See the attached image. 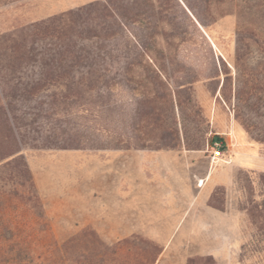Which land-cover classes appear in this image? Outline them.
Wrapping results in <instances>:
<instances>
[{
    "label": "trees",
    "instance_id": "1",
    "mask_svg": "<svg viewBox=\"0 0 264 264\" xmlns=\"http://www.w3.org/2000/svg\"><path fill=\"white\" fill-rule=\"evenodd\" d=\"M216 2L225 0H195L189 7L212 14ZM177 8V0H92L0 33V192L10 183L11 194L28 204L35 216L27 232L0 235V264L156 262L162 249L140 235L108 244L87 228L59 243L38 232L34 227L44 226L45 213L21 150L180 147L178 129L165 123L159 107L161 101H171V92L188 95L195 80L187 79L190 68L176 59L177 54L159 43L184 40ZM235 35L239 63L262 36L239 22ZM222 64L220 89L230 77ZM176 72L180 77L170 83ZM125 89L133 93L129 125L122 107L114 114L118 102L113 94ZM115 115L119 119L114 120ZM153 131L158 132L148 138ZM213 140L224 146L222 138L215 135ZM238 183L244 192L243 208L255 228L241 247L239 261L245 264L256 256L258 264H264V172H245ZM17 187H22L21 193ZM224 195V188L217 186L207 205L223 210ZM187 264L216 262L209 254L189 257Z\"/></svg>",
    "mask_w": 264,
    "mask_h": 264
},
{
    "label": "rangeland",
    "instance_id": "2",
    "mask_svg": "<svg viewBox=\"0 0 264 264\" xmlns=\"http://www.w3.org/2000/svg\"><path fill=\"white\" fill-rule=\"evenodd\" d=\"M89 1L92 0H0V33ZM177 1L180 8L176 9V15L186 32L185 38L169 44L159 43L168 52L177 54L176 59L190 68L187 79L194 77L195 80L188 95L171 92V101L163 104L161 101L159 107L165 123L174 124L178 129L182 138L178 149L182 150L183 158L188 159L189 167L177 170L178 176H173L171 171L165 172L164 179H175L182 202L172 214L158 216L167 219L163 218L165 225L161 230L166 236L143 237L162 249L157 264H187L189 257L209 254L216 264H241V247L255 228L243 208L244 192L238 176L250 171L264 172V141L257 139L264 138V0L216 2L211 5L212 14L205 8H190L195 0ZM211 15L218 16L212 19ZM238 22L255 28L262 36L239 63L235 60ZM222 62L230 77L220 89ZM180 75L176 72L169 82ZM132 98L133 93L127 89L115 90L113 94L118 102L114 114L122 107L125 125L132 119ZM234 111L239 113V118ZM119 117L115 115L114 120ZM120 126H123L121 121ZM157 132H149L148 138ZM215 135L224 140V146L211 151L210 143ZM193 147L197 149H190ZM61 150L30 147L21 150L45 213L44 226L34 228L59 243L87 228L97 233L91 225L79 221L77 213L69 206L71 201L81 198L78 196L83 188L78 179L81 169L76 164L77 156ZM185 171L189 174L187 186L182 183ZM217 186L225 190L224 209L202 207L203 199L206 197L207 205ZM17 189L22 192V187ZM3 190L5 192H0V235L14 234L22 229L27 232L30 221L35 219L32 210L11 194L10 183ZM172 200L171 191L165 198L166 204ZM185 205L189 213L183 212ZM187 230L190 235L185 236ZM99 237L108 244L124 238ZM245 264H258L257 257L252 256Z\"/></svg>",
    "mask_w": 264,
    "mask_h": 264
},
{
    "label": "crops",
    "instance_id": "3",
    "mask_svg": "<svg viewBox=\"0 0 264 264\" xmlns=\"http://www.w3.org/2000/svg\"><path fill=\"white\" fill-rule=\"evenodd\" d=\"M61 151L77 156L76 164L81 169L78 174L79 182L83 184L82 192H78L81 198L69 204L77 213L79 221L91 225L101 237L166 236L161 232L165 217L158 216L172 214L182 202L175 179H164V175L166 171H171L176 176L179 174L177 170H187L189 167L188 159L183 158L181 149ZM185 173L182 183L187 186L189 174L187 171ZM171 191L173 200L166 204L165 198ZM202 205L212 210L206 205V197ZM188 206L185 205L183 212L189 213ZM188 230L185 236L190 235ZM171 236L170 233L167 237Z\"/></svg>",
    "mask_w": 264,
    "mask_h": 264
},
{
    "label": "built area",
    "instance_id": "4",
    "mask_svg": "<svg viewBox=\"0 0 264 264\" xmlns=\"http://www.w3.org/2000/svg\"><path fill=\"white\" fill-rule=\"evenodd\" d=\"M210 148H211V151H217L218 149L221 148V142L220 141H212L210 143Z\"/></svg>",
    "mask_w": 264,
    "mask_h": 264
}]
</instances>
